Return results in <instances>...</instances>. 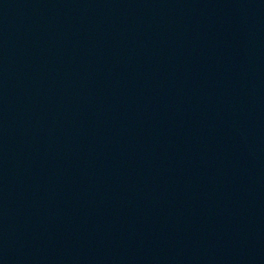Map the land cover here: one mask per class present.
Segmentation results:
<instances>
[{"label": "water", "instance_id": "obj_1", "mask_svg": "<svg viewBox=\"0 0 264 264\" xmlns=\"http://www.w3.org/2000/svg\"><path fill=\"white\" fill-rule=\"evenodd\" d=\"M0 264H264V0H0Z\"/></svg>", "mask_w": 264, "mask_h": 264}]
</instances>
